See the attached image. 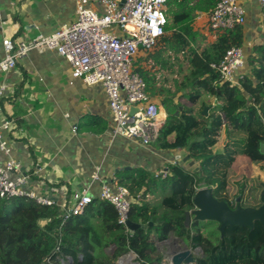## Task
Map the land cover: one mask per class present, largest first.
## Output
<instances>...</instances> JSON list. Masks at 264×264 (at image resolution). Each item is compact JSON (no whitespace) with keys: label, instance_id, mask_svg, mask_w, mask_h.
Returning a JSON list of instances; mask_svg holds the SVG:
<instances>
[{"label":"trees","instance_id":"trees-1","mask_svg":"<svg viewBox=\"0 0 264 264\" xmlns=\"http://www.w3.org/2000/svg\"><path fill=\"white\" fill-rule=\"evenodd\" d=\"M216 1L166 0L165 33L157 42L160 57L167 51L181 54L189 72L178 87L183 90L178 99L187 103L162 99L168 118L155 141L165 149L186 148L198 171L172 167L171 175L149 178L138 169L119 179L132 196L127 220L141 225L133 230L119 222L113 204L99 197L92 198L81 214L66 219L56 203L44 205L26 196L0 198V264H107L128 251L135 253L137 264H162L157 243L171 234L192 251L199 248L195 264H264V227L259 220L224 228L219 224L221 234L213 240V234L203 230L215 220L195 215L194 197L201 186L230 208L262 204L263 183L251 176V165L264 167V153L259 150L264 144V44L252 46L245 61L248 71H239L238 85L222 80L210 64L219 62L229 47L243 44L244 27L221 30L199 49L195 15ZM134 70L143 77L148 93L154 94L153 75ZM205 93L218 103L207 116H197L193 106ZM179 105L182 109L176 116ZM222 134L226 142L215 150ZM158 183H168L171 190L162 199L166 214L161 217L145 202L150 186Z\"/></svg>","mask_w":264,"mask_h":264},{"label":"crops","instance_id":"crops-1","mask_svg":"<svg viewBox=\"0 0 264 264\" xmlns=\"http://www.w3.org/2000/svg\"><path fill=\"white\" fill-rule=\"evenodd\" d=\"M238 1L245 8L244 41L240 46L244 62L240 72H247L245 61L252 46L264 44V23L257 0ZM74 19L72 0H0V60L4 37L27 41L39 33L49 35ZM193 24L198 31L195 43L199 49L215 40L217 34L214 38L206 18L194 19ZM160 46L150 52L140 50L133 67L153 75L155 93L150 96L166 109L162 99L170 98L174 103L179 100L183 90L178 89L181 82L177 75L184 64L188 68L189 64L181 54L174 55L171 51L160 57ZM0 84L5 85L0 98V124L5 119L11 120L8 130L0 129L9 148L8 152L0 149V164L8 159L17 161L19 170L12 172L11 177L24 171L26 179H30L25 189L51 199L61 209L71 206L73 191L88 188V194L97 198L103 183L120 185L119 179H126L133 170H144L151 178L160 170L165 169L171 175L172 167L194 171L197 166L186 148L165 149L157 146L155 140L145 145L135 139L113 136V121L103 87L87 85L81 79L71 81L69 63L54 50H29L12 70L0 72ZM179 101L187 103L185 99ZM216 103L215 97L205 93L193 106L194 112L207 116ZM179 107L177 116L182 105ZM73 125L76 132L72 131ZM225 142L222 134L215 150ZM251 176L264 185V167L251 165ZM161 187L165 189L162 192ZM170 192L169 184L158 183L146 193L145 202L157 217L166 214L162 199ZM168 242L157 243L163 261L168 250L176 249L167 247Z\"/></svg>","mask_w":264,"mask_h":264},{"label":"built area","instance_id":"built-area-1","mask_svg":"<svg viewBox=\"0 0 264 264\" xmlns=\"http://www.w3.org/2000/svg\"><path fill=\"white\" fill-rule=\"evenodd\" d=\"M72 1L75 19L53 33H39L27 41L4 37L0 72L12 70L17 60L29 50H54L69 63L71 81L81 79L87 85L100 84L103 87L113 121V136L150 144L164 126L168 112L152 100L143 77L134 70L133 62L140 50L150 52L164 35L166 0ZM257 4L264 23V0H257ZM202 18L207 19L215 38L221 30L243 25L245 8L238 0H217L207 11L196 13L194 19ZM243 62L241 47L231 46L219 62L210 65L219 72L222 80L238 85ZM4 91L5 85L0 84V98ZM132 107L136 108L134 112H131ZM10 127L9 119L0 124L3 130ZM72 131L76 132V125H73ZM0 149L9 151L1 132ZM19 167L13 159L0 164V198L26 196L40 204H53L51 199L25 189L26 176L11 177V173L18 171ZM167 175L168 171L164 169L155 176L164 178ZM98 197L113 204L119 222L125 224L132 201L129 189L123 185L103 183ZM91 199L88 188L73 191L71 206L62 208L63 219L81 214Z\"/></svg>","mask_w":264,"mask_h":264},{"label":"water","instance_id":"water-1","mask_svg":"<svg viewBox=\"0 0 264 264\" xmlns=\"http://www.w3.org/2000/svg\"><path fill=\"white\" fill-rule=\"evenodd\" d=\"M264 88V84H263ZM124 94V92H123ZM181 108V107H179ZM136 110L135 107L131 108V112ZM207 107H204L203 113L206 114ZM179 111H175L174 115H178ZM260 152L264 153V144L262 143L259 148ZM193 164V162L191 163ZM194 171H198V167L194 168ZM22 176H26V173L23 171ZM30 181V179H27ZM261 201L262 204L258 208L253 207H245L242 208L237 206L235 208H230L225 202L218 201L210 193V190L206 187L199 188L194 197V206H195V215L198 219H213L220 224V228H224L226 225L238 224V225H248L251 223L253 219L259 220L264 227V185L261 192ZM186 217H189V213H186ZM127 227L131 230L141 226L135 224L129 220L125 222ZM173 236V235H172ZM170 236L161 241L166 242L170 240ZM178 242L177 248L175 250H168L166 252L167 256L165 261L162 264H195L196 260L194 258V252L187 246H181L180 242H183L181 238L174 240ZM195 250H199L196 248ZM201 255L203 252L201 251ZM40 264H45V262H41ZM109 264H137L134 260V252L128 251L122 256L118 257L115 263Z\"/></svg>","mask_w":264,"mask_h":264},{"label":"rangeland","instance_id":"rangeland-1","mask_svg":"<svg viewBox=\"0 0 264 264\" xmlns=\"http://www.w3.org/2000/svg\"><path fill=\"white\" fill-rule=\"evenodd\" d=\"M188 72H189V68L187 67V65H183V67L181 68V73L180 74H182V76H180V74L179 75H177V77H178V82H179V84H180V82H181V84H184L185 83V75H187L188 74ZM180 84V85H181ZM185 90L186 91H189V87H185ZM220 144V143H219ZM166 184H168V183H166ZM200 188H204V186H201ZM160 191L161 190H165L164 189V187H161L160 189H159ZM162 192V191H161ZM166 192H168V188L166 189ZM165 194V193H164ZM190 218H188V220H189ZM203 232L204 233H206V234H209V233H212L213 235H212V238H213V240H216V238L221 234L220 233V229H219V223L218 222H215V221H213V222H210L208 225H207V227H206V229H204L203 230ZM170 240H169V242L167 243V247H169L170 249H174V248H177V244H178V242H176V241H174V240H177V239H179L178 237H175L174 235L172 236V235H170ZM180 245L182 246H187L188 247V245L185 243V241H183V242H180ZM158 248H159V246H157ZM194 252V254L196 255L197 253H198V250H194L193 251ZM135 260V259H134ZM112 263H115V261H113ZM107 264H109V263H107Z\"/></svg>","mask_w":264,"mask_h":264}]
</instances>
